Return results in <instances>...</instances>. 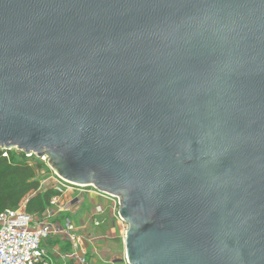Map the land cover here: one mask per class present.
Returning <instances> with one entry per match:
<instances>
[{
    "label": "water",
    "instance_id": "1",
    "mask_svg": "<svg viewBox=\"0 0 264 264\" xmlns=\"http://www.w3.org/2000/svg\"><path fill=\"white\" fill-rule=\"evenodd\" d=\"M0 149L117 196L128 264H264V0H0Z\"/></svg>",
    "mask_w": 264,
    "mask_h": 264
},
{
    "label": "built area",
    "instance_id": "2",
    "mask_svg": "<svg viewBox=\"0 0 264 264\" xmlns=\"http://www.w3.org/2000/svg\"><path fill=\"white\" fill-rule=\"evenodd\" d=\"M0 151L3 157H9V150L0 149ZM24 154L29 158L30 165H34L35 160H38L49 169V173L40 179V186L50 184L55 193L50 198L43 215L28 212L25 204L17 209H0V264H51L45 241L52 235H58L70 241L72 250L67 256L72 258L75 264H87L83 235L76 233V227L69 218H66L63 224L55 223L51 218L55 213L70 212L73 209L70 194L75 195L74 199L78 200V195L91 191L109 199L113 216L122 221L118 214V197L102 192L92 185L78 184L64 179L50 167L47 154L41 156L35 153ZM102 210V206L97 205L94 214ZM92 224L99 226L100 222L98 219H93ZM95 238V235L89 234L86 242L93 243ZM122 264H128L125 254Z\"/></svg>",
    "mask_w": 264,
    "mask_h": 264
},
{
    "label": "crops",
    "instance_id": "3",
    "mask_svg": "<svg viewBox=\"0 0 264 264\" xmlns=\"http://www.w3.org/2000/svg\"><path fill=\"white\" fill-rule=\"evenodd\" d=\"M77 197L79 199L75 200V195L70 194L73 209L70 212L55 213L52 221L63 224L66 218L71 220L76 227V233L83 235L87 264H122L126 224L113 216L111 201L91 191ZM97 205H101L103 210L94 214ZM93 219L99 220V226L92 224ZM89 234L96 237L93 243L86 242ZM45 244L49 250L51 264H75L74 260L67 256L72 250L68 239L52 235Z\"/></svg>",
    "mask_w": 264,
    "mask_h": 264
},
{
    "label": "trees",
    "instance_id": "4",
    "mask_svg": "<svg viewBox=\"0 0 264 264\" xmlns=\"http://www.w3.org/2000/svg\"><path fill=\"white\" fill-rule=\"evenodd\" d=\"M8 154V158L3 157L0 151V209L27 201L28 212L43 215L55 193L50 184L40 186L37 168L44 165L38 160L30 165L20 151L9 150Z\"/></svg>",
    "mask_w": 264,
    "mask_h": 264
},
{
    "label": "rangeland",
    "instance_id": "5",
    "mask_svg": "<svg viewBox=\"0 0 264 264\" xmlns=\"http://www.w3.org/2000/svg\"><path fill=\"white\" fill-rule=\"evenodd\" d=\"M28 158V157H27ZM29 159V158H28ZM47 173H49V169L44 165V167L42 168H37V175L40 179L44 178ZM27 201H23L20 205L15 206V205H10L8 206V208H12V209H17L19 207H22L24 204L26 205Z\"/></svg>",
    "mask_w": 264,
    "mask_h": 264
}]
</instances>
